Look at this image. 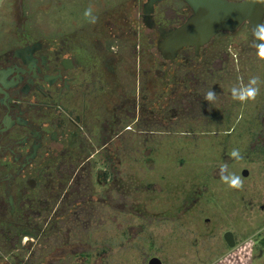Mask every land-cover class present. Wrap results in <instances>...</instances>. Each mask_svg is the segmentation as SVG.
I'll return each mask as SVG.
<instances>
[{
    "label": "flooded vegetation",
    "instance_id": "flooded-vegetation-1",
    "mask_svg": "<svg viewBox=\"0 0 264 264\" xmlns=\"http://www.w3.org/2000/svg\"><path fill=\"white\" fill-rule=\"evenodd\" d=\"M90 5L95 23L84 17ZM193 13L185 0L2 1L0 236H35L19 229L66 198L79 176L110 187L136 127L150 133L202 106L209 80L228 69L216 40L253 28L241 20L199 50L164 57L161 33Z\"/></svg>",
    "mask_w": 264,
    "mask_h": 264
},
{
    "label": "rangeland",
    "instance_id": "rangeland-1",
    "mask_svg": "<svg viewBox=\"0 0 264 264\" xmlns=\"http://www.w3.org/2000/svg\"><path fill=\"white\" fill-rule=\"evenodd\" d=\"M216 41L215 56H228V69L209 80L202 106L183 109L176 123H153L150 133L136 127L110 187L95 176L76 178L66 198L42 211L40 231L35 223L19 229L35 237L0 236V264H148L152 257L264 264V60L251 31ZM253 76L260 79L255 101L234 100L231 88ZM209 90L212 103L204 99ZM233 149L242 159L230 156ZM223 164L225 176L241 177L242 189L221 180Z\"/></svg>",
    "mask_w": 264,
    "mask_h": 264
},
{
    "label": "water",
    "instance_id": "water-1",
    "mask_svg": "<svg viewBox=\"0 0 264 264\" xmlns=\"http://www.w3.org/2000/svg\"><path fill=\"white\" fill-rule=\"evenodd\" d=\"M3 0H0V5ZM194 13L179 27L161 33L158 49L166 58H173L177 51L186 46L199 50L211 41L222 29H235L241 20H249L252 28L263 20L264 4L251 0L230 2L227 0H185ZM259 43V41H257ZM227 234H232L228 232ZM233 235V234H232ZM234 246V238L229 241ZM148 264H162L158 257H152Z\"/></svg>",
    "mask_w": 264,
    "mask_h": 264
},
{
    "label": "clouds",
    "instance_id": "clouds-1",
    "mask_svg": "<svg viewBox=\"0 0 264 264\" xmlns=\"http://www.w3.org/2000/svg\"><path fill=\"white\" fill-rule=\"evenodd\" d=\"M252 3L255 4H264V0H251ZM84 17L89 23H95L97 17L94 15V9L90 5L84 11ZM252 35L254 37V46L256 48V54L260 60H264V21L256 24L252 29ZM259 41V43H257ZM260 79L257 76H253L249 79L248 83L245 84L243 79L240 78L239 86H234L231 88V95L234 100L239 101L240 103H247L249 101H255L256 97L259 95L260 88ZM204 99L212 103L216 100V93L212 90H209ZM183 135L184 133H180ZM230 156L233 159H242L239 149H233L230 153ZM228 170V165L223 164L220 166V178L221 180L228 185L231 189H242L243 188V180L240 176L235 173H228V175H224L223 173Z\"/></svg>",
    "mask_w": 264,
    "mask_h": 264
},
{
    "label": "trees",
    "instance_id": "trees-1",
    "mask_svg": "<svg viewBox=\"0 0 264 264\" xmlns=\"http://www.w3.org/2000/svg\"><path fill=\"white\" fill-rule=\"evenodd\" d=\"M47 210V209H46ZM46 210H44V211H46ZM41 216V215H40ZM27 217V216H26ZM32 217V216H31ZM33 220V219H32ZM32 223H35V225H36V229H38V231H40L41 230V224H39V221H37V220H33L32 222H30V223H27V225L29 226V225H31ZM25 226H26V223L24 224ZM23 231H26V232H30L31 230H29L28 231V228H26V229H24ZM19 237H23V236H19ZM33 237H35V236H33Z\"/></svg>",
    "mask_w": 264,
    "mask_h": 264
}]
</instances>
